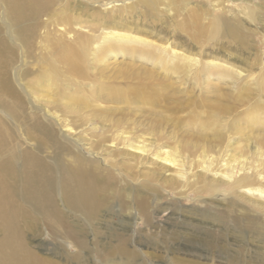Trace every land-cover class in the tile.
Masks as SVG:
<instances>
[{"label":"rangeland","instance_id":"1","mask_svg":"<svg viewBox=\"0 0 264 264\" xmlns=\"http://www.w3.org/2000/svg\"><path fill=\"white\" fill-rule=\"evenodd\" d=\"M4 15L0 2L6 84L30 115L58 117L60 136L119 195L91 222L60 202L88 249L44 228L40 244L29 239L38 253L60 264L264 263V0H52L28 44ZM0 118L36 148L33 132ZM119 241L133 260L100 255Z\"/></svg>","mask_w":264,"mask_h":264},{"label":"bare ground","instance_id":"2","mask_svg":"<svg viewBox=\"0 0 264 264\" xmlns=\"http://www.w3.org/2000/svg\"><path fill=\"white\" fill-rule=\"evenodd\" d=\"M0 2L5 6L7 26L14 30L21 43L28 44L37 31V21L47 12L52 0ZM5 44L0 41V109L17 125H24L27 132H33L30 136L35 139L36 148L22 149L7 123L0 118V264H60L54 257L38 253L29 241L40 244L37 239L43 237L45 228L55 239H60V236L70 239L81 253L88 249L83 236L66 219L69 216L60 207V202L91 222L119 195L112 193L114 188L109 177L104 179L97 166H91V161L60 136L58 117L50 115L53 122L30 115L25 110L23 97L4 79V73L10 69L13 60L12 50ZM75 55L69 53L65 56L72 67ZM49 152L52 154L47 155ZM143 152L141 149L138 151ZM70 156L74 165L66 160ZM111 250L100 255L107 260L112 255L134 259L124 241H119Z\"/></svg>","mask_w":264,"mask_h":264}]
</instances>
